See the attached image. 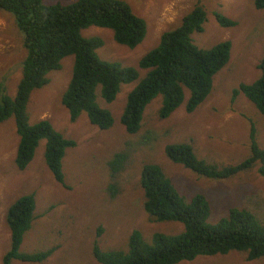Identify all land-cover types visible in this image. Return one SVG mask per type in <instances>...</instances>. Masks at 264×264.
<instances>
[{"label": "rangeland", "instance_id": "rangeland-1", "mask_svg": "<svg viewBox=\"0 0 264 264\" xmlns=\"http://www.w3.org/2000/svg\"><path fill=\"white\" fill-rule=\"evenodd\" d=\"M72 1L42 0L44 4ZM120 1L145 23V34L134 48L116 44L107 29L90 27L80 34L101 40L102 45L95 52L100 60L128 67H136L138 59L158 44L159 35L172 29L195 4V0ZM199 5L206 14L202 31L190 36L194 45L206 49L228 40V61L212 77L210 93L192 113L186 114L180 105L168 118L160 119L158 97L145 106L138 139L146 134L151 137L148 142L131 139L119 122L125 96L137 80L121 85L108 104L100 99L96 89L95 103L112 118L108 129L102 131L90 125L83 113L69 121L59 99L69 79L70 56L60 61L58 70L47 75L45 86L30 92L26 104L29 123L45 119L58 134L74 142L72 148L65 150L61 163L65 188L53 180L43 164V141L38 142L26 168L17 170L13 157L18 138L13 121L9 118L0 123V260L9 250L6 208L29 193L33 194V220L18 252L28 254L48 248L53 251L38 263L11 260L9 264H97L90 253L97 230L101 231L96 239L101 251L124 249L131 230L139 231L146 241L153 232L180 233L182 226L177 222L147 221L138 184L144 164L157 165L185 200L202 196L208 204L209 223L235 208L250 211L264 225V179L256 173V165L230 179L212 180L182 169L163 154L164 145L187 141L197 158L220 167L233 165L248 155L251 128L257 148L264 150V117L241 94L231 99V91L238 84H249L258 77L256 64L264 51V12L254 10L252 0H199ZM211 12L220 13L236 25L219 27ZM23 54L12 16L0 11V85L8 97L14 94ZM137 71L139 79L144 71ZM121 144L125 147L121 148ZM126 149L128 155L121 169L110 173L107 164L112 155ZM178 264H264V258L246 262L243 252L230 251L223 256L196 257Z\"/></svg>", "mask_w": 264, "mask_h": 264}, {"label": "trees", "instance_id": "trees-1", "mask_svg": "<svg viewBox=\"0 0 264 264\" xmlns=\"http://www.w3.org/2000/svg\"><path fill=\"white\" fill-rule=\"evenodd\" d=\"M251 6L264 12V0H252ZM0 11L12 16L24 53L13 96L8 97L0 85V123L11 118L18 138L13 165L19 171L24 170L38 142L43 141V164L53 180L64 188L61 163L65 150L72 148L74 142L58 134L45 119L29 123L26 113L30 92L47 84V75L59 69L63 58L70 56L72 64L60 104L69 121L83 113L98 130L108 129L112 118L95 103L96 89L100 99L108 104L121 85L137 80L126 94L119 116L127 136L134 140L138 139L142 112L148 103L156 97L160 99L157 110L160 119L168 118L180 105L186 114L192 113L210 93L212 77L229 58L228 40L206 49L194 45L190 36L202 31L206 14L199 0H195L172 29L159 35L158 44L138 59L136 67L100 60L95 52L101 47V40L80 34L90 27L107 29L116 44L134 48L145 34V23L120 0H74L66 4L0 0ZM210 14L221 28L236 25L218 12ZM256 69L258 77L249 84H238L231 91V99L241 94L264 117V51ZM137 70L144 71L139 79ZM150 138L143 134L138 140L143 143ZM163 154L171 163L206 179H230L254 165L258 176L264 179V150L257 148L252 128L248 132L247 157L233 165L220 167L197 158L187 141L164 145ZM127 155V149L114 153L107 164L109 172L115 174L120 170ZM138 184L147 221L177 222L182 226L181 232H153L146 241L139 231L131 230L124 249L107 251H101L94 241L91 254L97 264H178L196 257L223 256L230 251L243 252L246 262L264 258V225L250 211L232 208L225 217L211 224L207 221L209 208L203 197L193 195L185 200L154 164L141 166ZM33 210L31 193L18 197L6 208L4 222L9 250L1 257L0 264H9L11 260L38 263L51 255L52 248L28 254L18 252L33 220ZM96 233L97 238L101 231Z\"/></svg>", "mask_w": 264, "mask_h": 264}, {"label": "clouds", "instance_id": "clouds-1", "mask_svg": "<svg viewBox=\"0 0 264 264\" xmlns=\"http://www.w3.org/2000/svg\"><path fill=\"white\" fill-rule=\"evenodd\" d=\"M16 27V26H15ZM70 76V75H69ZM14 128V127H13ZM16 145H17V143H16ZM15 148H16V146H15ZM15 151V150H14ZM257 167V166H256ZM96 237H95V241H96ZM97 243V242H96ZM93 244V243H92ZM97 246H98V244H97ZM91 249H92V246H91ZM91 249H90V253H91ZM91 256H92V254H91Z\"/></svg>", "mask_w": 264, "mask_h": 264}]
</instances>
